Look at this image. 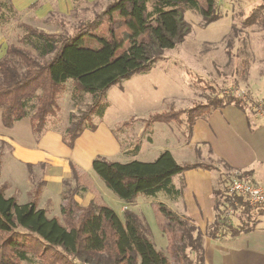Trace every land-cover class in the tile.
Masks as SVG:
<instances>
[{"label":"trees","instance_id":"trees-1","mask_svg":"<svg viewBox=\"0 0 264 264\" xmlns=\"http://www.w3.org/2000/svg\"><path fill=\"white\" fill-rule=\"evenodd\" d=\"M186 9L198 12L204 24L219 17L216 0H114L67 36L20 24L24 33L17 44L6 47L0 58L2 126L11 130L15 123L28 118L34 141H38L70 81L75 106H82L86 95L90 98L78 114L69 115V125L61 132L63 144L73 149L85 130H96L92 118H103L109 107L106 91L110 87L134 74H146L166 51L184 41L191 31L184 16ZM4 13H17L12 0H0L1 19ZM256 20L257 11L245 23L251 25ZM207 101L189 109L150 114L143 120L144 128L156 122L182 123L180 116L185 113L190 130L196 119L214 109L227 105L249 108L246 100L219 93ZM129 124L130 119L123 122L124 126ZM198 167L213 168L200 163L179 165L169 151L159 153L151 162L121 163L96 156L91 163L96 177L127 204L158 194L177 198L181 190L174 187L173 177ZM70 168L75 186H69L70 179L63 181L60 218H49L37 207L41 180L34 185L31 200L24 204L7 197L6 186H0V264H170L148 238L145 220L135 212L123 210L121 219L106 205L90 202L80 206L74 199L79 175L72 163ZM219 191L215 192L218 197ZM156 204L164 219L161 230L167 237L166 249L173 264H203L201 232L164 204ZM213 230H217L216 223L209 226L211 233L207 234L214 236Z\"/></svg>","mask_w":264,"mask_h":264},{"label":"rangeland","instance_id":"rangeland-1","mask_svg":"<svg viewBox=\"0 0 264 264\" xmlns=\"http://www.w3.org/2000/svg\"><path fill=\"white\" fill-rule=\"evenodd\" d=\"M113 1L12 0L13 7L16 9L18 6L20 10L16 9L17 13L14 15L4 13L5 18H0V58L2 51L9 44H17L24 33L20 24L48 34L67 36L79 25L101 14ZM216 1V13L219 16L217 20L204 24L198 12L186 9L184 16L191 26V31L184 41L166 51L163 59L154 63L146 74H134L130 79L122 80L106 91L109 107L102 119L93 117L92 121L97 127L104 122L113 135L121 136V154L107 157L109 160L119 162L135 158L137 152L134 153V150L138 147V153L140 149L141 151L135 159L151 161L150 158H143L147 139H152V135L144 129L141 119L161 109L184 110L196 104H207V100L218 93L220 96H228L224 93L228 88L243 90L245 95L237 98L246 100L249 109L254 110L255 102L264 103V100L258 97H264V4L260 7L252 0ZM256 11L255 23L246 24V19ZM71 89L72 84L69 81L58 97L55 116L49 119L48 128L60 135L69 125V115L78 114L77 110L83 109L84 105L90 102L89 96L86 95L84 104L75 106L70 97ZM180 118L182 123L169 124L181 128L186 133L185 113H182ZM129 119L130 124L124 126L122 122ZM261 122L264 123V120ZM154 126L161 128L166 124L156 123ZM0 149L3 151V148ZM211 163L209 165H212ZM202 164H207V160H203ZM90 174H79L77 196L82 201L86 197V200L91 199L96 205H106L121 219L124 206L127 210L135 212L145 220L149 229L148 238L154 246L158 250H165L167 240L161 230V220L164 219L158 210L157 199L139 197L135 206L124 203L104 186L92 170ZM231 174L227 175L226 184ZM9 177L10 174L4 172L0 183L9 180ZM222 177L225 178L224 172ZM69 186H75L71 179ZM157 197L162 198V195ZM222 198L231 204L233 200H239L240 203H236L238 207H243V210L248 206L240 199L231 198L225 189ZM165 253L169 263L173 264L168 252ZM22 264L37 263L33 261Z\"/></svg>","mask_w":264,"mask_h":264},{"label":"crops","instance_id":"crops-1","mask_svg":"<svg viewBox=\"0 0 264 264\" xmlns=\"http://www.w3.org/2000/svg\"><path fill=\"white\" fill-rule=\"evenodd\" d=\"M252 2L260 6L264 4V0ZM16 9L20 10L18 6ZM258 97L264 100L263 96ZM162 111L167 110L154 113ZM145 119H141L143 127ZM261 120L264 119L252 109L241 110L227 105L196 119L186 133L169 123L158 128L154 126L156 122L146 129L152 139H147L144 159L154 161L159 153L169 151L179 165L202 164L205 159L207 165L212 162L211 169L198 167L173 177L174 187L181 190L177 198L171 199L164 194L157 195L162 198L154 197L157 203L164 204L201 232L203 264H264V206H247L243 210L236 203L239 200H233L231 204L222 198V189L226 190L225 178L236 170L248 174L256 183H264V123ZM122 142L121 136L113 135L104 122L94 132L85 130L75 141L73 149H69L63 144L61 135L52 128L46 129L35 142L28 118L15 123L11 130L4 128L0 121V147L3 148V151L0 149V179L4 172L10 174V179L1 182L0 186H6L7 197L24 204L31 200L34 185L41 180L43 186L37 207L49 218H58L63 181L71 178L70 163L76 167L78 175H91L92 160L96 156L107 158L121 154ZM140 151L134 152H137L136 157ZM135 158L119 162L137 160ZM217 190H220L219 197L215 193ZM74 199L82 207L91 202L86 197L82 201L77 195ZM131 205H137L136 201ZM214 223L217 230L212 231L214 236H209V226ZM163 236L167 240L165 234ZM158 251L167 256V249Z\"/></svg>","mask_w":264,"mask_h":264},{"label":"built area","instance_id":"built-area-1","mask_svg":"<svg viewBox=\"0 0 264 264\" xmlns=\"http://www.w3.org/2000/svg\"><path fill=\"white\" fill-rule=\"evenodd\" d=\"M225 95L241 97L245 93L243 90L228 88ZM253 109L256 111L257 115L264 119V103L255 102L253 104ZM228 184H226V192L231 198L242 199L251 208H259L264 206V183H256L253 181L251 176L240 171H234ZM124 206L122 210H126ZM88 264V263H82Z\"/></svg>","mask_w":264,"mask_h":264}]
</instances>
